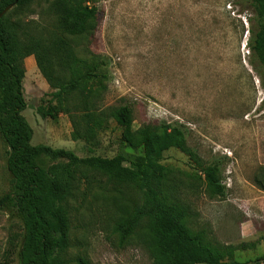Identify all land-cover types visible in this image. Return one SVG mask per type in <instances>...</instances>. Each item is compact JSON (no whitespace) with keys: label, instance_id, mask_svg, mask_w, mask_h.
<instances>
[{"label":"rangeland","instance_id":"obj_1","mask_svg":"<svg viewBox=\"0 0 264 264\" xmlns=\"http://www.w3.org/2000/svg\"><path fill=\"white\" fill-rule=\"evenodd\" d=\"M50 0H36L21 16L48 24ZM248 0H98L93 37L81 39L78 56L100 63L106 90L100 108L128 105L133 129L165 122L187 130V143L205 161L222 163L224 197L211 198L204 186H183L191 206V227L221 246L244 245L224 260L245 262L264 255V190L255 183L264 170V93L249 64ZM90 47L93 54L86 49ZM26 109L32 145L72 151L77 157L141 155L122 142L120 129L107 120L91 140L73 138L68 114L41 118L37 107L51 92L34 57L23 61ZM93 88L95 85L92 86ZM8 148L0 135V198L11 191ZM40 165L55 163L43 157ZM162 165L190 180L192 163L177 149ZM64 203L69 246L62 264H154L146 245L151 236L139 228L122 240L117 225L132 210V189L80 173ZM22 225L14 209L0 208V264H18ZM13 250V251H12Z\"/></svg>","mask_w":264,"mask_h":264},{"label":"trees","instance_id":"obj_2","mask_svg":"<svg viewBox=\"0 0 264 264\" xmlns=\"http://www.w3.org/2000/svg\"><path fill=\"white\" fill-rule=\"evenodd\" d=\"M35 1L16 0L0 18V135L8 148L6 168L12 178L11 191L0 198V208L14 209L21 221L18 264H62L60 256L69 246L64 203L79 182L78 173L132 189V210L117 231L124 241L143 227L151 236L146 248L154 264H264V255L245 262L225 261L226 255L244 245L212 244L191 227L193 211L180 196L181 188L201 184L211 198L224 197L225 188L222 163L203 160L188 145L186 128L162 121L133 129L128 105L99 107L107 75L97 73L100 63L78 56L80 40L91 39L97 27L98 0H50L47 12L52 19L46 25L21 17ZM13 2L0 0V13ZM247 3L254 13L248 19L249 64L264 93V0ZM86 51L94 57L90 47ZM29 56L51 90L36 109L41 118L55 119L63 111L71 118L73 138L86 140L112 120L122 142L141 148V155L79 158L69 150L32 145V129L21 114L26 109L23 61ZM170 149L179 150L192 163L190 180H181L162 165ZM43 157L55 163L44 168L39 163ZM255 183L264 190V170Z\"/></svg>","mask_w":264,"mask_h":264},{"label":"water","instance_id":"obj_3","mask_svg":"<svg viewBox=\"0 0 264 264\" xmlns=\"http://www.w3.org/2000/svg\"><path fill=\"white\" fill-rule=\"evenodd\" d=\"M16 4V0H14V2L10 5H8L4 10H2V12L0 13V18L5 15L9 10H11Z\"/></svg>","mask_w":264,"mask_h":264}]
</instances>
